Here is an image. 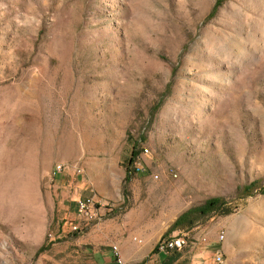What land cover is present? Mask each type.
<instances>
[{"label":"rangeland","instance_id":"374dc122","mask_svg":"<svg viewBox=\"0 0 264 264\" xmlns=\"http://www.w3.org/2000/svg\"><path fill=\"white\" fill-rule=\"evenodd\" d=\"M263 190L264 0H0V264H264Z\"/></svg>","mask_w":264,"mask_h":264},{"label":"built area","instance_id":"2783aa9c","mask_svg":"<svg viewBox=\"0 0 264 264\" xmlns=\"http://www.w3.org/2000/svg\"><path fill=\"white\" fill-rule=\"evenodd\" d=\"M144 152L147 153L146 148L144 149ZM63 170H64L63 164H56L53 169V174L61 173ZM99 202L100 201L95 197L94 193H91L81 198H77L75 200L76 221L72 226L73 231H80L82 229V226L96 220L99 212ZM101 205H104V203H102ZM217 238L218 240L222 241L224 239V234L220 233ZM203 240L205 241L206 238H203ZM191 244L193 245L194 243ZM185 246H187V240L185 236L182 235L164 236L162 237V246L160 247V249H158V251L155 252V254L156 255L168 254L170 251H180ZM113 249H114V264L125 263L122 256L120 255L117 246H113ZM222 257L223 256L221 252L220 254H215L210 264H220L223 260Z\"/></svg>","mask_w":264,"mask_h":264},{"label":"trees","instance_id":"16d2710c","mask_svg":"<svg viewBox=\"0 0 264 264\" xmlns=\"http://www.w3.org/2000/svg\"><path fill=\"white\" fill-rule=\"evenodd\" d=\"M218 5H219V2L217 1L215 3V7H217ZM133 157H135L134 152H132V154H131V160ZM250 185H252V183ZM245 188H248V186H245ZM262 193H264V190ZM219 203H220V201L217 198L207 199L202 205L195 207V208H191V209L185 211L184 213L180 214L176 218V220L173 222L172 227L175 228V227H178V226L183 225L185 223H191L189 221V218H188V216H190L191 214H200V215L209 214L210 212H212L213 210L216 209V207L218 206ZM154 250L157 251L156 245L154 247Z\"/></svg>","mask_w":264,"mask_h":264},{"label":"bare ground","instance_id":"6f19581e","mask_svg":"<svg viewBox=\"0 0 264 264\" xmlns=\"http://www.w3.org/2000/svg\"><path fill=\"white\" fill-rule=\"evenodd\" d=\"M147 152H148V149H147ZM161 246H162V239L156 244V250L158 251V249H160ZM170 252H172V251H170ZM121 264H125V263H121Z\"/></svg>","mask_w":264,"mask_h":264},{"label":"crops","instance_id":"0c3cea01","mask_svg":"<svg viewBox=\"0 0 264 264\" xmlns=\"http://www.w3.org/2000/svg\"><path fill=\"white\" fill-rule=\"evenodd\" d=\"M155 247V246H154ZM152 249V248H151ZM151 251V250H150Z\"/></svg>","mask_w":264,"mask_h":264}]
</instances>
